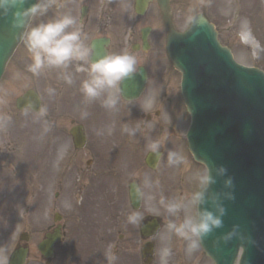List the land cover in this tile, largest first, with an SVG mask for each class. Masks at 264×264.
<instances>
[{"label":"rangeland","instance_id":"rangeland-1","mask_svg":"<svg viewBox=\"0 0 264 264\" xmlns=\"http://www.w3.org/2000/svg\"><path fill=\"white\" fill-rule=\"evenodd\" d=\"M199 7L215 24L220 42L231 49L238 63L264 71V51L256 49L257 44L264 49V0H202ZM39 23L45 22L37 16L30 21L27 31ZM30 64L24 36L0 80V139H3L5 147L8 143L7 147L13 154L17 152L19 161L35 159L41 141L43 149L50 147L53 153L45 152L43 173L41 171L38 175L39 182L43 184V195L35 192L32 196L22 191L21 176L0 182V192H5L0 198V259L9 256L15 241H18L15 238L17 233L25 230L29 235L26 264H43L37 250L44 231L39 220L55 211L65 220L64 239L58 248L63 251L59 257H65L66 264H144L139 252L138 226L128 222L133 213L141 217H158L161 221L160 231L152 240L154 255L150 264H164L162 252L166 248L171 251L167 264H212L200 246L189 257L188 241L167 230L170 220L179 222L185 215H194L196 210L188 205L179 218L170 217L160 203L163 199L165 202L183 201L187 205L191 194L198 190V177L206 172L205 167L187 153L184 134L190 117L180 95V73L170 64L166 68L150 65L147 69L148 90L146 86L138 100L125 103L124 123L117 134L110 135L106 131L108 128L98 130L94 125L88 126L90 123L87 125V147L77 151L75 164L62 176V193L53 163L54 150L57 149L58 154L63 137L57 138L56 134H50L51 131H45L46 125H42L37 133V115H17L14 108L15 97L30 87L44 89L46 103H53L54 94H49V89L53 93L54 70L34 76L28 71ZM164 93L171 97L173 127L166 129L164 119L156 117L152 118V123L142 127L144 119L141 112L152 109L150 106L143 108L144 100L150 95L159 97ZM14 113L18 116L15 120L11 116ZM125 127L134 130L135 134L125 132ZM114 139L116 143L111 144ZM153 143L159 144L162 156L156 168L150 170L143 158ZM170 152L182 156L184 163L170 166ZM88 159H91L89 165L86 164ZM135 166L139 171L134 169ZM129 179H135L143 192L137 211H133L127 202ZM56 191H59L57 197L54 196ZM130 235L135 238L132 242L126 240Z\"/></svg>","mask_w":264,"mask_h":264},{"label":"water","instance_id":"water-1","mask_svg":"<svg viewBox=\"0 0 264 264\" xmlns=\"http://www.w3.org/2000/svg\"><path fill=\"white\" fill-rule=\"evenodd\" d=\"M10 20L0 16V76L25 30L14 29ZM167 52L181 72V93L191 115L188 148L216 179L209 192L233 197L228 200L221 195L226 210L223 227L200 245L214 264H234L240 248L238 264H264V73L237 64L202 15L184 33L169 32ZM144 78L139 71L125 80L120 85L122 95L136 98ZM219 167L226 169L225 175H216ZM229 178L232 186L226 188L224 181ZM134 190L131 199L136 204ZM157 228L153 222V231ZM234 229L225 243L223 237ZM54 238L39 246L43 254H49ZM25 255V251L13 253L10 264H23Z\"/></svg>","mask_w":264,"mask_h":264},{"label":"flooded vegetation","instance_id":"flooded-vegetation-1","mask_svg":"<svg viewBox=\"0 0 264 264\" xmlns=\"http://www.w3.org/2000/svg\"><path fill=\"white\" fill-rule=\"evenodd\" d=\"M201 1L169 0V18L176 31H183L188 27L192 19L198 14ZM65 14H70L77 20V27L80 28L84 37H86L84 42L91 49V60L93 62L98 60L94 58V52H104L105 56L118 54L133 55L137 60V69L143 66L146 71L150 68V65L153 67L156 65L157 68H166L165 66L169 64L166 55L167 30L165 16L157 0H56V3L53 4L47 14L40 16V20L41 22H46ZM68 71L73 74V83L71 85L63 81L60 70H54L55 77L54 81L51 82L54 94L52 105L46 103L44 89L37 91L40 107L37 112L30 110L28 107L21 110L18 109L15 102L18 95L14 99V108L16 109V113H18L17 115L26 113V110L28 114L37 115V119H39L37 133L42 125H46L47 128L50 127V134H56L57 138L59 136L63 137L64 142L61 143L62 146H59L58 154L56 153L57 149L54 150L55 158L53 163L56 174L59 175L57 182L60 184L58 185L60 192L63 191L61 183L64 179H62V176L66 174L67 170L70 171L71 166L75 164V154L77 151L87 147V127L94 125L98 130L108 128L106 131L110 135L117 134L120 126H123L122 124L124 123L125 103L133 102L125 101L120 96L117 111L105 109L101 106L100 101L86 104L85 98L80 91L81 81L86 78V74L75 73L74 68H69ZM146 81H148V71ZM149 81H152V79L149 78ZM46 87L47 91L48 86ZM29 89L33 88H26L23 92ZM170 103L171 97L166 93L159 97L155 94L150 95L149 98L144 100L143 108L150 106L152 109L146 113L141 112L144 119L142 127L147 123H152V118L155 119L156 117L159 120L164 119L165 128L171 129L172 115ZM41 109H46L45 116L39 115ZM85 111L88 112V116L87 118H82V113ZM16 113L11 115L14 120L18 117ZM161 127L163 126L161 125ZM78 134H81L84 138V144L81 147L77 146ZM114 143H116L115 139L111 144ZM6 144L8 145V143ZM7 145L6 147L4 146V141L1 138L0 182H6L14 176V179L21 176L20 179L23 181L22 191L31 193L32 196H34L35 192L42 193L41 195H43V184L39 182L38 175L44 167L43 156L45 152L52 151L53 153V150H49L50 147L43 149L41 141L39 145L40 150L38 149L35 154V159L29 160L25 158L19 161L17 159V152L13 154L11 148H8ZM90 163L91 159H88L86 164L89 165ZM134 169L139 171L138 166H135ZM40 180L42 181L41 177ZM133 181L137 184L135 179L127 181V194L129 184ZM14 188L15 184L12 189ZM59 191H56L54 195L58 196ZM4 193L3 191L0 192V198L5 195ZM128 205L131 208L129 201ZM55 213L54 211L45 218L42 216L39 220L44 228L41 241L46 240L45 235L54 232L55 228H59L61 234L58 241L54 244L52 257L44 258L41 256L43 264H66V258L59 257V253L63 251H60L58 248L59 243L64 239L65 220L60 213L57 218ZM148 220V216H143L138 224V240H142L143 242L148 240L142 235L140 226L146 224ZM121 236H119V239H121ZM126 240L132 242L135 238L130 235ZM24 246H26L24 242H15V247L17 248ZM60 249L62 250V247Z\"/></svg>","mask_w":264,"mask_h":264},{"label":"clouds","instance_id":"clouds-1","mask_svg":"<svg viewBox=\"0 0 264 264\" xmlns=\"http://www.w3.org/2000/svg\"><path fill=\"white\" fill-rule=\"evenodd\" d=\"M56 3V0H37L29 4L28 0H0V16L11 18V26L14 29H26L29 22L37 16H44ZM82 31L77 27V20L70 14L61 15L56 19L45 23H39L25 33V43L31 57L28 71L34 76H40L45 70H60L63 81L71 85L73 74L68 71L74 68L75 73L86 74L81 81L80 91L85 98V103L90 104L100 101L101 106L110 111H117L120 98V85L134 78L138 73L137 60L130 54L107 55L94 62L91 60V49L86 46ZM257 51H264L259 44ZM49 94H53L49 89ZM103 97V99H101ZM27 114V110H26ZM40 116L46 115V109H41ZM88 112L82 113V118H87ZM45 131H50V127ZM124 131L134 135V130L127 127ZM159 144L150 145V151L158 154ZM184 163V158L174 152L168 154V164L178 166ZM217 176L226 174V169L219 167ZM216 183V179L208 170L198 177V190L191 194L186 205L183 201L160 203L170 217L179 218V214L190 205L194 208V215H185L182 220H170L167 230L170 234L188 241L187 251L191 253L196 250L201 241L211 235L215 229L223 227L222 217L225 215L220 197L233 199L230 193H210L209 188ZM224 186L231 187V179L224 181ZM137 198H142L143 192L136 188L134 190ZM210 206V207H209ZM211 208V210H210ZM142 217L133 213L128 217V222L138 225ZM235 234H227L223 237L225 243ZM171 255L170 249H164L162 259L167 264V258ZM114 259V258H113ZM0 264H6V259H0Z\"/></svg>","mask_w":264,"mask_h":264},{"label":"bare ground","instance_id":"bare-ground-1","mask_svg":"<svg viewBox=\"0 0 264 264\" xmlns=\"http://www.w3.org/2000/svg\"><path fill=\"white\" fill-rule=\"evenodd\" d=\"M157 1H158V5L160 6L161 10H162L163 12H167V9H168V6H169V5H168L169 0H157ZM136 10H137V9H136ZM23 33H25V30H24ZM21 38L24 39V38H23V35H22ZM21 43H22V42H19V44H16V45H15V47H14L12 53H11L10 56L8 57V59H7L6 63H5V65H4L3 71H2V73H1L0 80H1V78H2V76H3V74H4V72H5L6 65H8V64L10 63V61L13 60V54L16 53V51L20 48ZM59 235H61V234H59ZM22 236H24V235H22ZM55 236H58V234H56ZM22 238H23V237H22ZM24 238H25V240H26V236H24ZM175 244H176V243H175ZM187 253H188V256L190 257V255H191L192 252L189 253V252L187 251ZM194 256H195V255H192V258H194Z\"/></svg>","mask_w":264,"mask_h":264}]
</instances>
